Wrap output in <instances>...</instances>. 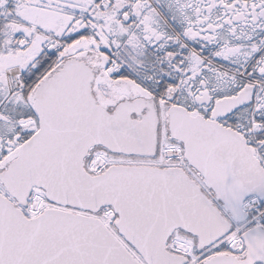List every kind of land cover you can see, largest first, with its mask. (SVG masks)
<instances>
[{"label":"snow or ice","instance_id":"1","mask_svg":"<svg viewBox=\"0 0 264 264\" xmlns=\"http://www.w3.org/2000/svg\"><path fill=\"white\" fill-rule=\"evenodd\" d=\"M0 264H264V0H0Z\"/></svg>","mask_w":264,"mask_h":264}]
</instances>
